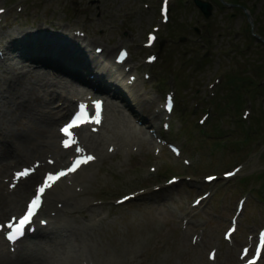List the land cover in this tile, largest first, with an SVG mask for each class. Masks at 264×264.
<instances>
[{"label": "rangeland", "instance_id": "rangeland-1", "mask_svg": "<svg viewBox=\"0 0 264 264\" xmlns=\"http://www.w3.org/2000/svg\"><path fill=\"white\" fill-rule=\"evenodd\" d=\"M204 1H209L215 6V10L209 18L200 14L188 0H172L174 6L172 7L173 4H171V22L169 25L163 26L160 34L161 39L167 42L161 51L159 62L150 67L146 66L145 58L151 51L144 50L143 45L147 33L152 31L155 25L160 24L161 0H0V8L11 10L2 16L3 22L5 20L8 23L14 20H34L35 17L43 21L54 19L64 25L85 31L94 42L96 41L98 45L107 48L108 51H112L116 44L129 48L133 57L130 62L131 66L137 67L140 74L138 88L147 101L153 100L158 106L163 104L167 91L160 86L159 75L168 77L173 83L169 90H174L177 95V105L173 115L174 122L171 123L169 133L162 132L160 124L159 131L162 138H168L170 142H178L183 149L181 158H173L166 151L167 148L163 149L158 157L155 155L153 147L151 152L138 150L137 146L130 147L132 154H129L127 145H120V150L116 152L111 151L113 146L108 147L107 145L106 151L110 154L108 158L103 162L95 163L73 178V181H79L80 184L81 177L91 173V179L79 185L81 191L78 193L76 201L84 208L92 203L100 204L102 207L94 210L93 218L98 226L90 228L95 241L80 242L74 233L70 232V243L88 247L93 258L102 264H236L240 248L248 244L252 236L264 225V190H262L264 155L260 151L264 140V125L261 124L262 127H260L261 135H263L262 142L242 145V150L235 153L227 149L225 155L221 154L215 159L205 158V163L208 164L202 173L197 170L198 156L210 153L218 155L219 147L215 146L213 142L216 138L215 133L207 128L205 134H198L197 138L185 134L184 130L178 134L185 118H191L198 122L199 117L213 103L215 106L221 102L222 114H216L213 122L220 126L222 137L229 138L235 127L232 124L233 119H228L229 111L223 103V95H226L227 90L231 87L227 88L222 84L213 89L211 86L215 79H222L220 72H223L224 75V72L235 64L241 66V69L249 65L258 67L260 63L264 65L262 62L263 48L257 47L255 41L251 42L252 47L247 48L252 34L246 29L248 20L245 11L227 7L221 9L223 7L218 6L216 0ZM247 6L256 22V32L264 36V18L262 16L264 0H248ZM18 15L19 18H17ZM173 23L175 25L171 26ZM16 28H11L9 31ZM195 28H199L201 34L198 35ZM6 30L8 28L4 29L3 34L6 33L7 36L9 31ZM3 34H0V39ZM183 35L193 40L191 45L199 49V57L205 56L206 53L209 56V59L189 78L186 75V69L179 70L183 54L190 53L192 49L189 40L186 44L179 42ZM196 36L204 38L205 42L195 43ZM232 49L235 51L234 54H232ZM243 52L245 55L240 54ZM21 63L23 65L24 61ZM32 69L31 66L20 67L19 72L25 75L29 74ZM145 72L152 75L150 82L143 80L142 74ZM262 72L264 69L261 67L260 72L258 71L254 77L257 84H262L264 81ZM174 76L177 77V81ZM243 76L249 77L246 72L243 73ZM25 80L28 83L24 86L29 89L44 86L42 81L33 78L30 74L26 76ZM222 82H224L223 79ZM21 87L22 84L18 85V88L21 89ZM56 89L61 90L58 87ZM221 91L222 93H220ZM144 92H148V95L145 96ZM215 92V96L212 97ZM219 97L220 99L216 100ZM4 99L6 97L1 98V100ZM260 101L261 99L257 102ZM55 103L56 98L53 100V105ZM262 103L263 101L253 107L256 115L263 114L261 108L264 105ZM112 105L114 107V104ZM234 106L237 105L234 103ZM17 107L7 100L4 103L0 102V121L4 122V116L8 118L5 123L9 131L18 129V127L30 126L31 119L37 113L34 102L30 105L19 106V109H16ZM113 107L108 106L107 108V119L100 135H109L110 130H113L115 137L123 136L124 139H131L134 133L127 128L128 119L121 117ZM245 108L247 109V105ZM127 110L125 108L124 113ZM180 110H183L181 117L178 114ZM194 112L196 116L192 118ZM30 117L32 118L30 119ZM192 124V121H188L186 128L192 129ZM57 125L58 123L53 126L55 132H57ZM0 130L4 132L2 127ZM239 134L240 132L234 133L229 139L233 141L240 136ZM232 145V143L229 144V146ZM156 146L157 144L154 145V147ZM255 151L260 152L257 154ZM184 158L192 161L191 167L183 166ZM34 159L31 163H34ZM47 160L48 157H46V162ZM166 164H170L175 171L168 174L184 177L181 178L182 181L179 184L171 185L161 193H152L150 197L143 198L140 202L132 201L112 212L113 207L116 206V200L120 196L134 193L135 188L152 191L157 187L166 186L167 180L171 177L162 170ZM153 167L157 168L155 173H153ZM237 167L241 170L234 179L230 181L220 179L216 184H205L206 174L221 175L224 171ZM186 177L192 179L188 181ZM66 183L58 186L54 193L65 189ZM209 189H213L216 196L208 202L205 211H201L195 216L192 215V218L186 216L195 197ZM172 197L175 198L172 200ZM243 197L247 199V208L239 217V229L234 236L235 241L230 244L223 239V233L230 225L229 219L235 213L237 201ZM100 200H105V202ZM179 202L182 205H179ZM105 203L107 205L103 206ZM90 212L92 211H87L86 214ZM98 213L99 215L96 216ZM93 218L88 219L85 215L84 217L77 216L76 221L91 227ZM68 220L73 224L75 219L69 218ZM188 220H190V225L186 224ZM185 227L188 232H184ZM202 231H204V236L201 239L204 240V243L196 245V235H200ZM71 244L67 246L66 253L60 255L59 258L74 251ZM54 248L53 244L49 251L52 252ZM213 248L218 249L219 259L214 263L207 257L208 252ZM78 255L77 251L74 256L78 257ZM260 264H264V259Z\"/></svg>", "mask_w": 264, "mask_h": 264}, {"label": "bare ground", "instance_id": "bare-ground-1", "mask_svg": "<svg viewBox=\"0 0 264 264\" xmlns=\"http://www.w3.org/2000/svg\"><path fill=\"white\" fill-rule=\"evenodd\" d=\"M55 32L45 30L43 28H37V31L31 34L26 32V29L22 30L18 38H12L7 46L5 52L6 56H15V58H21L25 62L27 61L33 69L29 72L33 78L42 81L44 86L40 88H26L24 84L25 78L29 74L18 73L19 68L14 64L5 66L6 75L2 78L0 89V96H7V101L12 102L14 106L30 105L34 102V108L37 113L33 118L30 117L31 123L26 128L12 129L9 131L6 128L5 121L7 117H3V121H0V129L3 128L4 132L0 130V178L10 173L11 164L7 161L9 159H15L21 161V163L31 162V159L37 157L39 159L44 158L47 154L56 159L58 166H61L65 160L70 156V151H65L62 148H58L57 143H60L58 133L54 132L53 126L64 119L71 111V107L79 96L80 92L75 85V81H87L89 84L100 85L96 80H102V75L94 73V71H101L103 74H109L114 77V73L111 68H102L98 65L92 66L91 63H95L91 58L85 56L84 50L81 49L78 40V35L68 36L64 32L61 26H56ZM60 30V32L58 31ZM66 32V31H65ZM67 33V32H66ZM78 43V44H77ZM14 53V54H13ZM13 54V55H12ZM11 57L7 59L10 61ZM11 62V61H10ZM91 62V63H90ZM25 63L24 65L28 66ZM97 63V62H96ZM99 68L100 70H97ZM93 71V72H92ZM95 75V77H93ZM92 76V77H91ZM130 77V76H129ZM96 81V82H95ZM125 85H128L127 80L124 81ZM22 87L18 88V85ZM129 82V88H131L132 96L137 103L139 113H130V116H123L124 111L122 107L128 108L132 111L130 103L126 98L124 90L119 87L110 88V96L116 98L115 107L116 111L121 117H127V128L132 131L136 128V125L130 117L137 121V116L141 120H147V123L153 124V117L150 110L155 107L154 103L144 102L142 97L140 99V92L136 84ZM124 86V85H123ZM56 87L61 90H57ZM61 91V92H60ZM58 92H60L58 94ZM56 94V95H55ZM83 95V93H81ZM58 98L61 104L57 106V112L53 107V100ZM122 105H121V104ZM16 109H19V108ZM135 108V107H134ZM135 108V110L137 109ZM133 112V111H132ZM160 112V111H159ZM139 136H132L131 139H124L121 136L113 137L110 135L103 139H90L91 145H97L101 150V160L106 157L105 149L106 140H111L115 145H129L143 147V135L141 132ZM87 136V135H86ZM83 138V141L86 139ZM86 142V141H85ZM151 143V141H149ZM49 167L44 161L41 162L40 170ZM92 177L91 173L83 175L82 183L88 182ZM38 178V174L32 178V180H25L16 189L6 190L3 183L0 182V219L5 217L8 213L18 211L23 203V199L26 195H29L30 191L34 187V181ZM77 186H70V188L61 190L56 195H53L47 201V207L55 212L56 215H64L73 217L75 220L73 224L63 223L59 227H63L66 231L67 227L74 228V235L80 242H90L93 240V231H90L88 226H84L82 223L76 221V215H85L87 211H93L92 207L86 208L80 206V203L76 201ZM143 194H139L140 198ZM92 212L88 213L86 217L92 219ZM163 216V215H162ZM65 225V226H64ZM55 227L52 228L54 230ZM50 233V232H48ZM40 238L33 244H26L19 248L16 254L10 252H0V264H52V254L47 256L46 254L36 255L35 251L39 247L45 244L58 243L56 249H53V256L64 255L66 249L69 246L70 240L62 238L61 242L57 241L59 238L56 236H50L49 234L37 235ZM53 245V244H52ZM75 247V246H73ZM77 251V250H76ZM84 259H81L83 264H100L98 261L92 259L91 253L86 250L82 253ZM46 259V260H45ZM51 259V260H49ZM65 264H75L73 256H65L62 259Z\"/></svg>", "mask_w": 264, "mask_h": 264}, {"label": "snow or ice", "instance_id": "snow-or-ice-1", "mask_svg": "<svg viewBox=\"0 0 264 264\" xmlns=\"http://www.w3.org/2000/svg\"><path fill=\"white\" fill-rule=\"evenodd\" d=\"M165 5H167V0H165ZM149 41H154L156 39L155 36L150 35L148 37ZM97 107H99V105L97 104ZM84 108L85 106L82 104L80 105V109L81 111L75 116L73 117L72 121L68 124H66L61 131L64 133L65 137H70L72 139H65L63 141L64 147L68 148L70 147L72 144L77 143V141L75 140V138L73 137V133L71 131V129H73L74 127H78L81 123H86L88 122L87 120L82 119V116L84 114ZM171 110V107L169 106V111ZM95 123H99V120L94 121ZM75 151L77 153H83V149L77 147L75 149ZM94 157L92 156H86L83 158H77L73 161L71 167H69L66 170H61L60 172H57L55 174L49 173L47 176H45L43 184H41L37 189H36V193L33 196V198L27 203L26 205V211L18 218V223L13 224V223H9L7 225L8 231H7V236L6 238L9 241H15L16 239H18L22 234H23V230L24 227L28 224H30L31 222V218L35 215L36 210L40 207L41 205V196L42 194L45 192L46 189L51 188L52 185L54 183H56V181H58L62 176L67 175L70 172H74L77 168H79V166L81 164H86L89 161L93 160ZM29 169H24L22 172H17L16 173V177L19 178L21 176H27L30 174ZM238 171V170H237ZM233 173H228V175H232ZM209 180L215 179L214 177H209ZM14 220L17 218H13ZM234 231V230H233ZM259 242H260V247L256 249V259H251L248 261V264H257V259L259 258L261 249H264V232H261L259 234ZM245 254L248 253V249H244ZM213 259L215 258L214 255L212 257ZM243 258V257H242Z\"/></svg>", "mask_w": 264, "mask_h": 264}, {"label": "water", "instance_id": "water-1", "mask_svg": "<svg viewBox=\"0 0 264 264\" xmlns=\"http://www.w3.org/2000/svg\"><path fill=\"white\" fill-rule=\"evenodd\" d=\"M203 6V8H204V12L206 13V15L207 16H209L210 15V9H209V7H208V5H202Z\"/></svg>", "mask_w": 264, "mask_h": 264}]
</instances>
